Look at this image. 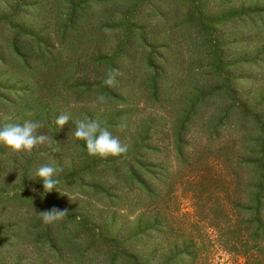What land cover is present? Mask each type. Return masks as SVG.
<instances>
[{
	"label": "rangeland",
	"instance_id": "374dc122",
	"mask_svg": "<svg viewBox=\"0 0 264 264\" xmlns=\"http://www.w3.org/2000/svg\"><path fill=\"white\" fill-rule=\"evenodd\" d=\"M29 119L52 144L0 143V264H264V244L248 262L219 231L226 142L247 119L263 145L264 0H0V126ZM89 119L127 151L89 155L74 136ZM53 207L69 213L44 223Z\"/></svg>",
	"mask_w": 264,
	"mask_h": 264
},
{
	"label": "trees",
	"instance_id": "16d2710c",
	"mask_svg": "<svg viewBox=\"0 0 264 264\" xmlns=\"http://www.w3.org/2000/svg\"><path fill=\"white\" fill-rule=\"evenodd\" d=\"M106 125L104 124L103 127H106ZM237 126L242 131V133H238L240 139L237 141L235 136L226 142V144L230 143L232 148L237 150L238 162L225 164V166L229 165L233 168L230 173L229 167L226 172L224 170L225 173L222 177V195L224 196L219 202L224 210L222 216L224 222L223 226L220 225L219 231L225 232L224 236H228V242L233 244L230 250L234 251V255L245 258L250 262L254 258V249L264 244V134L261 136L263 138V145L261 146L258 141L254 140H258L260 137L246 134V130L249 129L247 119H244L240 125L238 123ZM259 146L260 150L256 151ZM104 162H107V160ZM232 188H234L233 192ZM230 207L233 208L231 210L233 213H230ZM154 229L155 222L146 227L145 231L150 233ZM214 229L217 230V228ZM218 234L219 232L216 236ZM181 235L183 239L192 241V244L195 241L185 231H182ZM192 244H186L177 249L178 257L183 258V261L195 258L197 262H204L201 256L193 254L192 251H195L196 247ZM238 247L247 249L244 252L235 253ZM210 254H208L209 257ZM215 255L216 253L213 257ZM256 261L254 259L251 262L255 263Z\"/></svg>",
	"mask_w": 264,
	"mask_h": 264
},
{
	"label": "clouds",
	"instance_id": "9594fccd",
	"mask_svg": "<svg viewBox=\"0 0 264 264\" xmlns=\"http://www.w3.org/2000/svg\"><path fill=\"white\" fill-rule=\"evenodd\" d=\"M120 75L118 69H109L106 73L103 83L108 87H115L117 77ZM97 101L101 104L107 102L106 97L102 94L97 96ZM8 119V117H5ZM71 119L69 113H61L56 118V124L63 127ZM74 136L79 140H83L89 155L100 157L117 156L127 151V145L122 144L118 136H114L107 128L101 126L97 120H77L74 122ZM43 123L34 120H25L23 124L5 123L0 126V143L4 144L13 152H31L40 145L51 146L52 138L44 134H38V130L43 127ZM124 127L123 124L120 125ZM58 170L56 167L45 164L40 166L35 176L43 181V188L46 193L56 190L59 183L57 178ZM69 212L64 209L53 207L50 210L40 211L39 215L44 223H53L64 218Z\"/></svg>",
	"mask_w": 264,
	"mask_h": 264
}]
</instances>
